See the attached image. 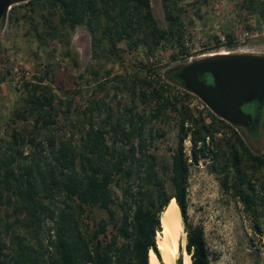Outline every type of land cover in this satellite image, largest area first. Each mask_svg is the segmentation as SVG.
I'll use <instances>...</instances> for the list:
<instances>
[{
    "label": "trees",
    "instance_id": "16d2710c",
    "mask_svg": "<svg viewBox=\"0 0 264 264\" xmlns=\"http://www.w3.org/2000/svg\"><path fill=\"white\" fill-rule=\"evenodd\" d=\"M180 1L160 0L164 26L157 25L149 0L28 2L46 10L45 15L40 13V30L35 32L44 44L55 40L69 55L68 35L81 25L88 31L92 58L102 56L122 64L126 51L141 48L144 55L154 57L162 44L168 45L171 59L187 55ZM239 6L264 19L263 0H240ZM224 38V46L230 47L232 36L224 33ZM213 40L218 47V38ZM156 63H139L130 73L109 77L113 95L119 86L127 93L129 115L111 121L108 102H86L79 112L86 129L78 142L57 138L50 129L56 123L52 73L45 70L35 83H24L25 96L9 122L31 117V128L12 129L0 151V264H148L150 250L163 264L156 236L171 200L179 210L190 264H210L202 228L190 225L186 214L188 167L202 158L210 160L221 190L240 203L258 229L255 185L264 168V140L259 151L245 141L260 129L255 126L244 132L206 107L193 115L187 109L192 95L176 77L181 65L159 74ZM88 72L94 80L100 75L99 68ZM45 79L47 83H42ZM104 79L96 81L98 88ZM71 100L66 99L65 112ZM136 101L148 105L145 115L130 110ZM167 111L177 116L176 145L169 159L158 163L148 151L151 127L146 128V122H165ZM102 113L95 125L94 114ZM257 115L264 118V105ZM162 174L167 175L170 190ZM95 208L106 216L90 223L88 214ZM176 264H181L180 257Z\"/></svg>",
    "mask_w": 264,
    "mask_h": 264
},
{
    "label": "rangeland",
    "instance_id": "374dc122",
    "mask_svg": "<svg viewBox=\"0 0 264 264\" xmlns=\"http://www.w3.org/2000/svg\"><path fill=\"white\" fill-rule=\"evenodd\" d=\"M28 1L14 2L0 20V151L9 139L12 129L31 128V117L17 119L15 123L9 122V119L13 109L21 105V99L25 96L24 83H35L36 77L45 70L52 73L54 80L52 93L56 123L50 129L57 138L71 137L74 142H78L79 135L86 129V123L79 113L86 102L94 99L108 102L111 121L120 114L125 118L129 115L127 108L131 106V102L124 89L119 86L116 95H113L112 81L109 78L112 74L130 73L137 69L139 63L154 61L157 62L156 71L161 74L166 67L182 65L188 61L220 54L222 51H227L228 54H264V36H250L249 33L252 32L243 34L255 28L252 23L258 25L264 19L246 13L239 6L240 0H201L200 4L193 0H181L187 55L171 59V50L168 45L162 44L154 57L144 55L141 48L132 52L126 51L122 64L102 56L92 58L89 34L81 25L68 35L69 55L64 54V46L55 40L44 44L35 37V32L40 30V13L45 15L46 10L41 6L30 5ZM149 4L157 25L164 26L160 0H149ZM224 33L232 36L230 47L223 44ZM213 37L218 38V47L215 46ZM88 68L100 69L96 80L92 79ZM105 71H110V74L104 76ZM103 79L105 84L100 89L96 86V81ZM46 81L45 79L42 83H47ZM172 91L174 90L171 89ZM191 95L187 101V109L196 115V111L205 106L196 96ZM69 97L72 100L68 112H65L66 99ZM130 110L145 115L148 105L142 107L136 101L135 107ZM103 115L94 114L95 125L100 123ZM165 116V122H146V128L151 127L148 151L158 163L168 160L176 145L177 116L170 111ZM259 121L258 135L245 141L253 151H259L264 140V118ZM160 130L162 134H159ZM107 141L109 143V139ZM183 145L187 151V139L183 141ZM161 176L165 179L166 189L170 190L167 175ZM255 189L254 215L258 229L253 226L250 216L242 211L240 203L221 190L219 176L211 169L208 158L200 159L196 165H189L185 197L187 221L192 226L202 228L210 264H264V168L257 176ZM88 216V221L92 223L106 214L95 208ZM161 234L162 232L157 236ZM178 257L181 258V254L176 256L174 264Z\"/></svg>",
    "mask_w": 264,
    "mask_h": 264
},
{
    "label": "water",
    "instance_id": "95a60500",
    "mask_svg": "<svg viewBox=\"0 0 264 264\" xmlns=\"http://www.w3.org/2000/svg\"><path fill=\"white\" fill-rule=\"evenodd\" d=\"M11 1L0 0V20ZM213 55L221 57L188 61L179 67L176 77L183 88L196 96L215 116L243 128L251 117L241 106L264 101V54L237 52ZM204 74L209 76V82L201 77Z\"/></svg>",
    "mask_w": 264,
    "mask_h": 264
},
{
    "label": "bare ground",
    "instance_id": "6f19581e",
    "mask_svg": "<svg viewBox=\"0 0 264 264\" xmlns=\"http://www.w3.org/2000/svg\"><path fill=\"white\" fill-rule=\"evenodd\" d=\"M224 53V51L220 52V54ZM160 224L162 235L157 236L156 245L163 264H174L178 254H181L182 264H190L189 255L184 248L185 233L183 224L174 200H171L165 207L160 217ZM148 264H159L151 250L149 251Z\"/></svg>",
    "mask_w": 264,
    "mask_h": 264
},
{
    "label": "flooded vegetation",
    "instance_id": "af4514ba",
    "mask_svg": "<svg viewBox=\"0 0 264 264\" xmlns=\"http://www.w3.org/2000/svg\"><path fill=\"white\" fill-rule=\"evenodd\" d=\"M202 78H205L207 82H209L210 78L208 75L204 74L201 76ZM264 105V101L261 104H257L255 102H250L248 104L242 105L241 109L250 114L251 120L248 123L247 126L243 127V129L245 131L250 130V129H254L255 126H257V124L259 123L260 120V116L257 115L259 109L261 108V106Z\"/></svg>",
    "mask_w": 264,
    "mask_h": 264
},
{
    "label": "built area",
    "instance_id": "2783aa9c",
    "mask_svg": "<svg viewBox=\"0 0 264 264\" xmlns=\"http://www.w3.org/2000/svg\"><path fill=\"white\" fill-rule=\"evenodd\" d=\"M7 8H9V6ZM252 26H253V28L254 27L255 28L254 29L251 28L249 31H247V32L245 31L243 34L247 35L248 32H252V33H249L250 36H258V35L264 36V21L260 20L258 25H255L254 23H252ZM224 52H225L224 54H228L227 51H224Z\"/></svg>",
    "mask_w": 264,
    "mask_h": 264
}]
</instances>
